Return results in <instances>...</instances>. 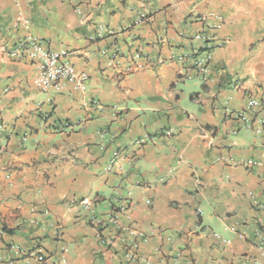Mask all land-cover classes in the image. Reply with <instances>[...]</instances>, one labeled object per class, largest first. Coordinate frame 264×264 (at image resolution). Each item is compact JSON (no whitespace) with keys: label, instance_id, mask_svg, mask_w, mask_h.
<instances>
[{"label":"crops","instance_id":"1","mask_svg":"<svg viewBox=\"0 0 264 264\" xmlns=\"http://www.w3.org/2000/svg\"><path fill=\"white\" fill-rule=\"evenodd\" d=\"M0 145V264H264V0H0Z\"/></svg>","mask_w":264,"mask_h":264},{"label":"built area","instance_id":"2","mask_svg":"<svg viewBox=\"0 0 264 264\" xmlns=\"http://www.w3.org/2000/svg\"><path fill=\"white\" fill-rule=\"evenodd\" d=\"M72 1V0H68ZM193 40L199 46L193 49L190 55L191 65L195 70L205 75L207 71V64L212 58L216 47L220 46L214 39V36L209 32L199 33L193 36ZM11 58H29L36 64L38 70L37 85L43 92L59 93L64 84H71L76 89L83 91L88 82V76L84 73H78L74 67L65 61L63 53H56L46 51L42 48V41L34 38H23L18 40L14 47L8 52ZM260 102L252 99L248 102L246 113H237L235 118L244 124H248L249 118L247 112L254 113L260 106ZM169 134V133H167ZM3 151V146L0 145V153ZM109 221L113 217L108 218ZM94 226L99 227L102 222L94 217L90 218ZM260 249L264 256V237L260 242ZM24 261L34 260L35 264H46V257L42 253H25L22 252Z\"/></svg>","mask_w":264,"mask_h":264}]
</instances>
